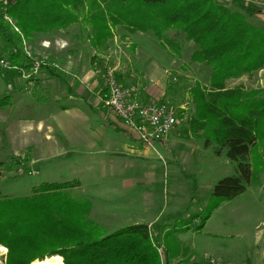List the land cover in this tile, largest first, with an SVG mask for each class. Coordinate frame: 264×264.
<instances>
[{
	"label": "trees",
	"instance_id": "16d2710c",
	"mask_svg": "<svg viewBox=\"0 0 264 264\" xmlns=\"http://www.w3.org/2000/svg\"><path fill=\"white\" fill-rule=\"evenodd\" d=\"M222 1L0 2V37L11 48L9 59L19 66L15 58L21 52L12 45L18 47L16 43L23 44L24 39L74 25L88 34L97 52L109 49L118 29L150 34L178 54L182 51L178 36L197 46L191 61L211 71L208 84L196 83L191 89L196 112L189 120V130L206 145L214 144L218 155L225 150L236 165V174L214 185L205 207L211 212L203 216L197 230L205 227L222 202L236 198L250 185L260 184L264 171V89L228 86L230 79L264 69V25L249 21L248 15L258 14L253 7L237 0ZM11 104L10 95L0 96V109ZM2 176L0 170V180ZM80 185L77 179L43 182L30 196L0 198V245L9 250L7 264H36L56 255L63 258L62 264H161L156 245L159 240L149 225H128L108 233L91 219L92 201L73 195L72 190ZM173 238L171 231L164 238L170 259Z\"/></svg>",
	"mask_w": 264,
	"mask_h": 264
},
{
	"label": "crops",
	"instance_id": "0c3cea01",
	"mask_svg": "<svg viewBox=\"0 0 264 264\" xmlns=\"http://www.w3.org/2000/svg\"><path fill=\"white\" fill-rule=\"evenodd\" d=\"M237 1L253 7L264 17V0ZM80 34L74 26L67 31L24 39L18 47L12 45L13 50L21 52L15 58L18 64H23L28 71L33 65L31 55L45 54L53 45L63 52L66 48L60 45L67 44L68 50L76 55L75 58L63 53L57 55L53 62L59 64V69L40 68L30 78H25L27 91H47L51 100L41 104L38 98L40 104L24 103L25 111L34 110L38 117H25L26 123L21 129L23 149L27 151L35 143L28 157L31 162L73 156L72 162L78 165L75 170L84 175L79 180V188L83 191L84 183H88L91 197L87 199L93 204L90 215L93 221L103 227L147 224L154 236L164 241L172 228L170 222L187 212L191 194L182 186L181 172L169 170L173 186L177 188V199L170 204L166 202L167 192L163 186L167 182V165L153 161L148 156L149 145L103 103L105 79L100 59L107 58V51L97 52L83 39L81 41ZM10 50L7 48L8 54ZM137 94L142 103L151 101V97H144L139 89ZM37 97L33 95L34 99ZM63 99L68 103H62ZM260 180V184L248 186L236 198L222 202L202 230L196 229L200 220L188 223L184 233L177 234L170 242L173 258L202 261L216 257L226 262L264 264V174L260 175ZM144 184H156L154 193L149 187L144 188ZM206 203L207 199L202 206ZM225 210H230V214L226 216V212L221 215L226 217L216 220ZM214 215L216 221L211 231ZM190 233H193L191 240ZM210 233L215 236V244L209 240ZM197 235L201 236L199 242L194 241Z\"/></svg>",
	"mask_w": 264,
	"mask_h": 264
},
{
	"label": "rangeland",
	"instance_id": "374dc122",
	"mask_svg": "<svg viewBox=\"0 0 264 264\" xmlns=\"http://www.w3.org/2000/svg\"><path fill=\"white\" fill-rule=\"evenodd\" d=\"M222 3L233 10L237 9L231 3L223 1ZM248 19L254 25H264V17L262 15H248ZM14 23L16 22L14 21ZM74 26L81 33L78 35L81 41L83 39V42L90 44L88 34H82L80 27L78 25ZM12 34L16 40V35L13 32ZM170 35H174V32L171 31ZM177 39L182 44L180 54L169 45H161L150 34L141 32L129 34L124 30L118 29L115 30V36L111 40V47L106 52L107 58L100 59L103 61V63L101 62L103 65L102 75L105 82L109 70H113L120 82L124 85L136 86L144 97H151L150 102L163 101L177 109L179 122L168 141L154 143L153 146H149L148 152V156L154 159L153 161L158 165H167V174L165 176L167 182L163 186L167 192L166 202L170 204L173 199H177V188L173 186L172 174L169 170L181 172L182 186L188 189L191 194L192 201L187 205L188 208L186 207L187 212L176 216V219L170 222L171 233L175 237L179 233H184L185 226L187 227L188 223L192 222L195 224L199 220L201 221L203 216L209 215L211 211L208 212L209 209L205 208L207 203L205 206L202 205L206 199L207 201L209 200L214 185L223 177L236 174V165L228 158L225 150L221 155H218L215 152L216 146L214 144L206 145L203 139L197 138L189 130V120L196 112V104L193 101L191 89L196 83L208 84L211 70L206 65L191 61L192 53L197 48L193 42L185 41L182 36H178ZM16 44L21 45L19 42ZM53 47L54 45L45 54L36 53L37 57H47V63L41 67V70L45 68L49 70L52 68L53 70L59 69L60 66L57 62H53V59H55L53 57H57V55L62 53L76 57L73 51L68 50L70 46L68 47L67 44L60 45V48H66L63 52H59ZM0 48L6 53V56H9L7 45L2 37H0ZM78 53L80 52L78 51ZM20 66L24 70L26 69L23 64ZM26 71L28 70L26 69ZM24 80L25 77L19 72L10 71L4 73L0 70V96L10 95L12 97V104L0 109V170L3 173L0 180V198L30 196L33 194L34 187L43 182L82 180L84 176L78 170H75L78 165L72 162L73 156L62 155L40 162H31L29 160L33 153V144L35 143H32V147L27 148V151H25L23 149L21 129L26 123V116L38 117V115L34 110H31V112L25 111L24 103L36 102L37 104H45L46 101L51 100V97H49L47 91H42L46 87H42L41 93L35 90L27 91L25 86H27L28 82L26 83ZM237 85H243L248 90L264 89V69L252 75L230 79L228 82L229 87ZM35 94L38 96L37 99L33 98ZM38 98L41 100L40 103ZM63 102L68 103L65 99L62 100ZM35 171H39V173H30ZM262 174H264V171ZM146 187H149L150 192L154 193L156 184H144V188ZM88 189V183L85 182L83 191L77 187L72 190V193L75 197L90 198L91 195L88 194L90 190ZM226 212H228L226 216L230 214V210H225L220 213V217L218 216L216 220L226 217L221 216ZM213 213L214 211L210 215L212 216ZM182 215H184V219L178 218L182 217ZM212 220L210 230L214 231L215 215ZM121 227L125 226L104 227V229L108 233H112ZM192 238L193 233H190L189 239L191 240ZM209 238L215 244V236L210 233ZM200 239L201 236L197 235L194 241L199 242ZM158 240L160 242H156V245L158 246L157 250L160 254L161 264L163 259L178 263L192 261L173 257L170 259L162 237L160 238L159 236ZM1 246L6 247L4 245ZM8 252L7 247L6 250L0 249V264H7ZM62 261L60 264H62Z\"/></svg>",
	"mask_w": 264,
	"mask_h": 264
},
{
	"label": "built area",
	"instance_id": "2783aa9c",
	"mask_svg": "<svg viewBox=\"0 0 264 264\" xmlns=\"http://www.w3.org/2000/svg\"><path fill=\"white\" fill-rule=\"evenodd\" d=\"M0 2H8L0 0ZM17 30H19L17 28ZM31 71H26L19 65L13 63L0 48V70L2 72L16 71L25 78H30L37 73L42 66L47 63V57H35ZM56 67H58L56 65ZM138 88L132 85H124L117 79L113 70H109L102 90V101L105 106L113 109L126 127L136 131L141 140L153 146L156 142L168 141L170 135L179 122L177 109L163 101H152L142 103L138 98ZM39 173V171L30 172ZM163 251V250H161ZM162 264H250L224 262L216 257H209L204 261L173 262L162 260Z\"/></svg>",
	"mask_w": 264,
	"mask_h": 264
},
{
	"label": "bare ground",
	"instance_id": "6f19581e",
	"mask_svg": "<svg viewBox=\"0 0 264 264\" xmlns=\"http://www.w3.org/2000/svg\"><path fill=\"white\" fill-rule=\"evenodd\" d=\"M8 19H9L10 22H12L11 18L8 17ZM0 249L1 250H6V247H3V246L0 245ZM61 261H62V257L59 256V255H56V256L48 257L45 260H43L42 262L36 263V264H60Z\"/></svg>",
	"mask_w": 264,
	"mask_h": 264
},
{
	"label": "water",
	"instance_id": "95a60500",
	"mask_svg": "<svg viewBox=\"0 0 264 264\" xmlns=\"http://www.w3.org/2000/svg\"><path fill=\"white\" fill-rule=\"evenodd\" d=\"M13 0H8L9 3H11Z\"/></svg>",
	"mask_w": 264,
	"mask_h": 264
}]
</instances>
